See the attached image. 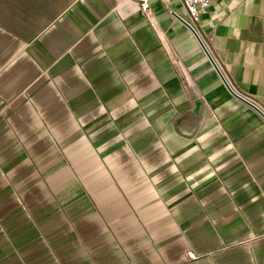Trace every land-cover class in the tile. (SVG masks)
I'll return each mask as SVG.
<instances>
[{
  "label": "crops",
  "instance_id": "0c3cea01",
  "mask_svg": "<svg viewBox=\"0 0 264 264\" xmlns=\"http://www.w3.org/2000/svg\"><path fill=\"white\" fill-rule=\"evenodd\" d=\"M0 0V264H264V0ZM196 258L189 260L188 252Z\"/></svg>",
  "mask_w": 264,
  "mask_h": 264
},
{
  "label": "built area",
  "instance_id": "2783aa9c",
  "mask_svg": "<svg viewBox=\"0 0 264 264\" xmlns=\"http://www.w3.org/2000/svg\"><path fill=\"white\" fill-rule=\"evenodd\" d=\"M167 4H179L184 9L190 22H197L201 14L205 13L210 6L211 0H166ZM143 13L148 12V0H142L139 4ZM189 260H194L196 256L193 252L187 253Z\"/></svg>",
  "mask_w": 264,
  "mask_h": 264
},
{
  "label": "water",
  "instance_id": "95a60500",
  "mask_svg": "<svg viewBox=\"0 0 264 264\" xmlns=\"http://www.w3.org/2000/svg\"><path fill=\"white\" fill-rule=\"evenodd\" d=\"M186 26L191 30V32L194 34V36L196 37V39L198 40L200 46L202 47V49L204 50V52L206 53V55L209 57V59L212 62V65L214 67V69L217 71V73L219 74V76L221 77L222 81L224 82L225 86L227 87V89L230 91V93L235 96L237 99H239L240 101H242L243 103H245L246 105H248L249 107H251L252 109H254L256 112H258L263 118H264V111L262 109H260L258 106H256V103L240 96L239 94H237L232 87L230 86V84L228 83V81L226 80V78L224 77L223 73L221 72V70L219 69L218 65L216 64V62L214 61L213 57L211 56L210 52L207 50V48L205 47V45L203 44L202 40L200 39L198 33L195 31V29H193V27H191L189 24H186Z\"/></svg>",
  "mask_w": 264,
  "mask_h": 264
}]
</instances>
